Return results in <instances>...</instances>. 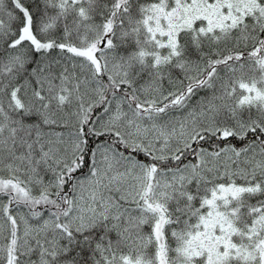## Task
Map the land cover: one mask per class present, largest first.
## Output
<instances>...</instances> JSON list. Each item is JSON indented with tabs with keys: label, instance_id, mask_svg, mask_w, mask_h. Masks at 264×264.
<instances>
[{
	"label": "snow or ice",
	"instance_id": "6c2138e0",
	"mask_svg": "<svg viewBox=\"0 0 264 264\" xmlns=\"http://www.w3.org/2000/svg\"><path fill=\"white\" fill-rule=\"evenodd\" d=\"M0 264H264V0H0Z\"/></svg>",
	"mask_w": 264,
	"mask_h": 264
}]
</instances>
